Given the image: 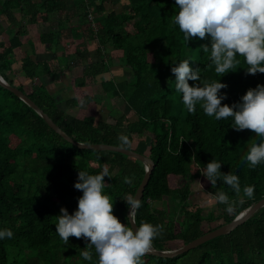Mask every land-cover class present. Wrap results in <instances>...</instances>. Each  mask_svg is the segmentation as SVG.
Returning <instances> with one entry per match:
<instances>
[{
    "label": "trees",
    "instance_id": "trees-1",
    "mask_svg": "<svg viewBox=\"0 0 264 264\" xmlns=\"http://www.w3.org/2000/svg\"><path fill=\"white\" fill-rule=\"evenodd\" d=\"M116 1L0 0V18L8 23L10 33L8 42L0 41V72L8 84L25 92L78 142L119 146L117 137L123 133L131 140L128 149L143 154V136L150 133V148L144 154L155 165L136 223L163 225L164 231L154 240L153 248L170 250L173 242L179 243L180 248L233 221L264 198V164L250 168L243 160L257 139L252 130L236 131L231 127V118L217 121L206 116L199 105L195 112L187 111L181 94L175 90L171 62L190 57V64L200 68L204 78L221 79L228 85L221 90L228 94L222 104L229 105L239 101L249 88L264 84V74L246 75L243 68L247 64L238 56L239 63L223 77L218 76L208 59L209 53L200 48L209 43L208 39L186 43L172 24L174 0H127L120 11L108 8V3ZM75 15L81 20L70 25ZM28 24L44 25L37 39L30 37ZM83 27L97 45L92 51L96 58L88 61L87 51L80 52L83 75L71 79L70 85L76 91L65 100L66 106H81L76 99L80 94L86 101L84 106L89 108L104 98H122L130 117L124 114L114 123L99 127L95 114L75 117L59 107L46 85H35L40 73L50 72L56 61L61 66L66 64L62 63L63 57H58L64 30L68 29L70 37L76 39L83 35ZM38 47L43 48V53ZM23 48V56L16 57V50ZM114 52H121L117 61ZM44 54L50 57L47 59ZM16 58L20 62L17 71L12 69ZM117 64L129 66L132 81L121 78L115 82L105 77L100 82L104 90L101 95L85 93L86 87H92L98 77ZM193 83L189 81L190 85ZM28 84L31 87L26 90ZM214 158L222 163V172L232 171L239 176L242 187L255 186L252 199L242 194L237 197L221 182L217 188L212 187L200 170ZM104 167L112 176L105 177L104 191L114 202V214L125 223L128 208L122 199L136 194L146 173L144 163L117 151L73 145L37 111L0 85V228H10L14 233L11 239L0 240V264H96L98 257L93 249H89L92 261L80 257L86 248L85 240L70 236L65 245L56 233L55 223L61 207L70 214L77 208L82 195L74 188L79 170L97 174ZM177 176L187 180L180 188L173 185ZM126 177L131 183L125 182ZM197 179L205 192L223 190L233 200L243 199V204L229 215L225 206L216 202L221 212L204 216L201 206L189 203L191 182ZM155 202L163 203L165 208ZM220 219L223 224L213 225ZM142 260L144 264H264V207L228 234L184 254L173 258L145 255Z\"/></svg>",
    "mask_w": 264,
    "mask_h": 264
},
{
    "label": "clouds",
    "instance_id": "clouds-1",
    "mask_svg": "<svg viewBox=\"0 0 264 264\" xmlns=\"http://www.w3.org/2000/svg\"><path fill=\"white\" fill-rule=\"evenodd\" d=\"M176 12L172 15V24L183 34L188 43L193 39L209 43L200 46L208 59L215 66V73L223 77L238 63L237 57H243L247 64L245 74H264V0H174ZM190 57L171 62L175 90L181 94V101L189 113L196 111L199 105L203 113L215 120L231 118L232 128L236 131L252 130L256 136L243 160L250 168L264 164V84L249 88L237 102L224 103L227 99L228 85L220 80L204 78L198 67L190 64ZM189 81L194 82L189 84ZM81 106L86 101L76 98ZM119 146L131 148L130 137L119 134ZM222 163L216 158L210 160L201 174L217 188V183L228 186L240 197L252 199L255 186H241L240 178L232 171H221ZM105 177H112L108 167L97 174L79 170L74 188L82 195L78 198L77 208L70 214L65 207L60 208L56 216V233L65 245L69 237L83 238L86 248L80 252L83 261H92L93 249L98 257L96 264H144L142 257L149 253L154 240L164 231L163 225L150 222L136 223V215L142 206L139 192L127 194L122 199L126 202L128 215L125 223L114 214V202L104 191ZM126 183L131 181L126 177ZM199 183V182H198ZM224 210L232 215L243 199L233 200L223 190L209 194ZM240 213L236 216L240 218ZM133 224L137 225L133 229ZM14 236L10 228H0V240Z\"/></svg>",
    "mask_w": 264,
    "mask_h": 264
},
{
    "label": "rangeland",
    "instance_id": "rangeland-1",
    "mask_svg": "<svg viewBox=\"0 0 264 264\" xmlns=\"http://www.w3.org/2000/svg\"><path fill=\"white\" fill-rule=\"evenodd\" d=\"M127 4V0H117L116 2L108 3V8H114L117 11H120L122 7ZM1 19V25L0 26V41L8 42V39L10 38V33L7 30L8 23H6L2 18ZM81 18H79V15H75V17L72 18V22H70V25H76ZM43 24L38 25H30L28 24L29 28V34L30 37H34L37 39L38 32L41 31V27H43ZM94 27H97V24L94 23ZM83 35L78 36L76 39L71 38L68 33V29L64 30V35L61 36V46H58V57L64 59L62 63L66 64L60 65L59 61H56L54 65H52L51 71H54L51 73V71L47 72H41L38 76L35 85H39L43 83L46 85L47 89L52 93L55 101L61 107L62 109L66 110L67 113L78 117L83 118L86 116L87 113L95 114L96 117V124L100 126H104L107 123H114L116 118H119L121 115H127V117H130L129 109L122 98H104L99 102V104L95 105V107H87V106H79V107H67L65 100L70 98L74 92L72 86L70 83L73 81L71 79L81 77L83 75L84 71V64H82V60L80 61V52L81 51H87L88 53V61L95 60V55L92 54V51L97 46L89 37L88 31H86L85 27H83ZM52 47V46H51ZM40 49L39 52L43 53V48L38 47ZM23 49H17L16 50V57L21 58L23 56ZM116 57L115 60L117 61V57L119 53L121 52H114ZM45 55V54H44ZM45 58H49L50 56L45 55ZM20 68V62L19 59H15L12 69L17 71ZM110 73L105 74L103 76L98 77L97 83L94 84L92 87H86L85 93L94 96V95H101L103 93V88L100 86V82L105 77H111L114 79L115 82H119L121 78L129 81H132L133 75L131 73V70L129 66H123L117 64L115 67L109 68ZM19 77V76H18ZM21 76L19 77V79ZM18 79V80H19ZM17 81V80H16ZM18 82V81H17ZM31 87L30 84L26 86V90H28ZM81 97V94L79 95ZM102 99V98H101ZM151 134L146 133L143 136L144 143L141 145L142 152L148 153V149L150 148L149 142L151 139ZM138 140L134 142V146H137ZM143 153V154H144ZM145 153V154H146ZM199 182V183H198ZM187 183V180L184 177L177 176L175 178V182L173 185L175 187H182ZM191 189L192 192L189 197V203L191 205H199L203 208V215L207 216L209 213L214 211L217 214H219L221 211L217 206V201H215L209 193L204 191V187L201 184L200 179L194 180L191 182ZM156 206L165 208L163 203L155 202ZM223 224V220L220 219L216 221L213 225H220ZM206 226H208L206 224ZM180 246L179 243H171L170 244V250H175Z\"/></svg>",
    "mask_w": 264,
    "mask_h": 264
},
{
    "label": "water",
    "instance_id": "water-1",
    "mask_svg": "<svg viewBox=\"0 0 264 264\" xmlns=\"http://www.w3.org/2000/svg\"><path fill=\"white\" fill-rule=\"evenodd\" d=\"M0 85L3 86L4 88L8 89L12 93H14V95L19 97L21 100H23L25 103H27L30 107H32L35 111H37L54 131L59 133L62 137H64L67 141H69L73 145H76L77 147L83 148V149L117 151L119 153L125 154L129 157H132L134 159H137V160H140L141 162H143L145 167H146V173H145V176H144L142 182L140 183V185L136 191V193L139 192L140 198L141 199L143 198L146 186L148 185L149 180H150L151 172H152L154 165H155L153 159H151L149 156L142 154V153H139L135 150L123 148L120 146H115V145H110V144H105V143L104 144H100V143H98V144H86V143L78 142V141L74 140L72 137H70L67 133H65L61 129V127L58 124H56L47 113L44 112L43 109H41L31 98H29L27 96V94L25 92L18 89L17 87H14V86H11L10 84H8L6 82V80L3 78V76L1 75V72H0ZM262 207H264V198L260 199L255 204H253L252 206H250L246 210L242 211L241 213H243V215H240L239 219L235 218L233 221L226 223V224H223L220 227L205 233L204 235L194 239L193 241L187 243L186 245H184L178 249H175V250H157V249L152 247L151 251L149 253H147L146 255H153V256L165 257V258H173V257L179 256L181 254H184V253L190 251L191 249H194V248L200 246L201 244H203L207 241H210V240H212L218 236L228 234L233 229H235L237 226H239V225L243 224L245 221H247L256 211H258ZM127 215H128V211H127ZM132 226H133L134 230L137 227V225H135V224H133Z\"/></svg>",
    "mask_w": 264,
    "mask_h": 264
},
{
    "label": "crops",
    "instance_id": "crops-1",
    "mask_svg": "<svg viewBox=\"0 0 264 264\" xmlns=\"http://www.w3.org/2000/svg\"><path fill=\"white\" fill-rule=\"evenodd\" d=\"M96 44V43H95ZM96 48V47H95ZM113 67H115V66H113ZM110 73V70L106 73V74H109Z\"/></svg>",
    "mask_w": 264,
    "mask_h": 264
}]
</instances>
